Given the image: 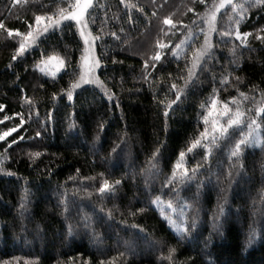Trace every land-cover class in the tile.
<instances>
[{
    "label": "trees",
    "instance_id": "obj_1",
    "mask_svg": "<svg viewBox=\"0 0 264 264\" xmlns=\"http://www.w3.org/2000/svg\"><path fill=\"white\" fill-rule=\"evenodd\" d=\"M74 2L0 0V105L4 106L0 109V133L15 128L0 141L5 169L0 172V260L8 259L10 264H83L84 260L109 264L110 259L114 264H172L165 259L171 246L177 249L175 261L193 256L194 264H264V215L258 211L253 216L251 207L255 200L257 209L264 208V150L259 145L245 148L248 179L232 189L223 175L228 160L219 142L206 161L202 145L187 152L204 130V117L213 99L218 110L228 104L233 111L237 107L253 109L260 101L264 90V40L260 39L264 38V5L249 7L250 0H234L231 5L242 6L243 11L230 4L224 7L213 22L211 55L201 59L189 80L193 57L209 32L204 15L217 0H93L86 20L95 39L100 84L73 88L69 101L67 93L79 78L83 51L74 24L64 22L42 32L16 61L12 56L20 37L14 39L8 32L15 36L16 32L34 31L36 15L55 18L61 10H71ZM165 18L173 24H164ZM237 30L250 34L244 43L236 39ZM224 32L233 34L221 39ZM189 34L191 38L175 55L173 49ZM157 51L162 52L159 61L153 60ZM51 54L64 61L63 70L56 75L36 68L39 60ZM224 77L228 79L222 84ZM174 84L183 89L182 99L166 118L167 104L176 100ZM49 113L53 120L48 119ZM222 122L226 124V120ZM70 124L74 125L71 129ZM37 131L41 137L35 136ZM240 131L247 132L246 124L234 130L233 143ZM259 137L264 142V130ZM114 144H123L118 159L110 155ZM157 148L163 149L158 154L159 171L149 163ZM181 151L186 152L184 164L189 170L198 162L203 167L190 187H181V196L190 202L200 179L212 183L193 206L200 217L194 238L178 243L161 209L150 202L159 197L179 211L176 186L162 190V185L179 162ZM29 152L41 155L32 162ZM151 162L157 161L153 158ZM218 162L223 167L218 169ZM209 169L218 174L209 176ZM69 176L75 179L68 180ZM103 179L110 184L120 179L121 184L115 193L101 195L97 189ZM25 189L29 202L21 215L20 198ZM221 189L227 192L229 203L223 226L216 233L212 217L218 197L225 194ZM62 198L67 199L69 211L60 205ZM141 208L143 213L129 215ZM193 210L186 215L190 217ZM110 211L111 218L107 216ZM85 214L90 217V227L81 219ZM133 224L144 232L132 229ZM250 224L257 230V239L248 245ZM210 233L211 243L200 255L202 242Z\"/></svg>",
    "mask_w": 264,
    "mask_h": 264
},
{
    "label": "snow or ice",
    "instance_id": "obj_2",
    "mask_svg": "<svg viewBox=\"0 0 264 264\" xmlns=\"http://www.w3.org/2000/svg\"><path fill=\"white\" fill-rule=\"evenodd\" d=\"M225 4L231 5V0H221V2L218 5H215V9L219 10L220 8H223ZM258 5H264V0H250L249 7H257ZM92 6V0H75L74 4L71 6V10L67 13V15H64L63 10H61V13L58 17L53 18L51 16L49 17H42L40 15L35 16V21L37 24L36 29L29 30L27 34L16 32L15 36H13L12 31L8 32L9 36H12L14 39L16 37H20V43L19 47L16 49V55L12 56V60L16 61L17 57L19 55L24 54L25 50L30 48L32 44L35 43L36 37L41 35L42 32H47L49 28L57 27L61 21L66 20H72L76 22V25L81 29L80 36L84 40L85 43V51L90 52L91 51V41L89 40V35L86 34L83 29H87L88 25L84 21L85 13L89 10V8ZM234 10L243 11L242 6L238 5H231ZM215 11H213L210 15V17L206 20V23L209 25V32L205 33V41L204 44L196 51L191 67H189L188 70V77L189 80L193 77L197 65L200 63L202 58H205L207 56L211 55L210 50L213 48V44L211 43V31L214 30L213 22L215 21ZM47 21L44 23V21ZM166 25H172L173 21L170 19L165 18L163 21ZM237 24L240 23V19H237ZM0 28H3V23L0 22ZM233 33L232 32H224L221 34V39L224 37H230ZM235 37L237 40H240L241 43H244L245 38L248 37L250 34L248 32L241 33L240 31H235ZM114 35V34H113ZM259 38V37H258ZM264 40V38H260ZM161 49L164 48V45H160ZM180 48V45H177L173 51H177ZM162 52L157 51L153 60L159 61L161 59ZM87 59V57H85ZM55 62V67L57 69H60L64 65V61L56 55H50L47 58V61L44 63H52ZM146 67L148 66V62H145ZM152 67H155V64L153 63L151 65ZM100 67V62L97 60H93L91 64L88 65V72L91 73L90 76L81 75L79 81L72 85V87L68 90L67 96L68 100L71 101L73 99V91L72 89H79L82 84H100V81L95 77V70ZM44 69L42 68L41 71ZM228 77H224V79L221 81V83H225L227 81ZM189 80H185V85H188ZM102 87V85H101ZM172 88L175 89V95L176 100L169 101L167 104L165 111L163 115L167 118L170 115V111L173 109V105L176 104L177 101L182 99L181 93L183 91L182 88H177V86L174 84L172 85ZM107 94V93H106ZM241 97L244 99H248L244 96L243 93L240 94ZM109 100H112V96H108ZM254 99V98H253ZM233 103H235V98H233ZM119 105H117L118 107ZM4 106L0 105V109H2ZM254 113V115H253ZM5 120L10 119L8 116L4 117ZM49 120H53L54 117L51 113L48 115ZM226 120V124L222 121ZM23 123V120L21 121ZM211 125L210 129L208 125ZM204 130L199 133V137L197 139L192 140L191 146L188 147L187 152L191 153L194 149H196L199 146H203L204 148V156L203 160H208L210 158V153L213 151L214 148L217 147L218 142L220 144V147H223L224 155L227 157L228 165L224 169V177L227 180L229 189H232L234 185H238L241 183V181H244L245 179H248L247 177V168L245 164V148L259 145L261 150H264V142L261 141L259 137V133L261 130H264V90L261 91V99L259 102H257V105L253 109H248L247 111H241L239 107L235 111L231 110L228 106V104H224L221 109H217V101L215 99L212 100V107L205 115L204 117ZM247 126V132L240 131V135L238 139H235L234 143L233 135L234 130H236L239 126L245 125ZM17 128L20 127V125L16 126ZM74 125L70 124L69 128H73ZM104 125H101V128H103ZM167 120L165 121V130H167ZM42 128L46 131V127L42 124ZM15 131V128H9L7 131L0 133V141H3L5 137L9 135V133ZM42 133L41 131H37L35 133L36 137H41ZM23 139V137H21ZM28 139H32L29 137ZM98 140L99 137H96ZM121 140L123 141L124 138L121 137ZM12 144H15L16 141L13 140L11 142ZM163 143V142H161ZM227 145V147H224ZM123 149V144H114V146L110 149V155L114 154L115 157L118 159L120 156V151ZM163 152L162 148H157L152 153V157L149 159L150 166L153 170L159 171L158 167V161H159V155ZM29 156V160L34 162L36 157H39L41 155L40 152H29L27 153ZM186 156L185 151H181L179 153V162H177L174 165V168L172 170V174L170 176L166 177L165 183L162 185V190L164 187L172 188L173 185H175V199L177 201V207L179 208V223H177L176 220H173L171 216L164 217V213L161 212V216L167 219L168 224L171 226V228L174 230L176 236L178 237V243L183 241H191L194 238L195 232L198 230L199 227V210L195 209L193 210V206L195 203H197L200 199V196L202 194V191L205 187H207L208 184L212 183L210 179L204 178L200 179V182L196 184V193L194 198L189 202L188 200H185L180 192L182 186L190 187L192 183L195 182L196 178L198 177V174L203 170L202 164L198 162L192 169H188L184 164V159ZM155 159L157 161L156 163H152V159ZM220 167H223L222 162H218V169ZM51 171V169H49ZM143 171V170H142ZM0 172H5L4 166H3V157L0 156ZM262 175H264V165L261 167ZM77 173H79V169H77ZM6 175H15L14 173L7 172ZM218 173H213L209 169V176L216 175ZM74 176H69L68 180H74ZM92 179V178H87ZM121 184V180L117 179L112 181L110 184L107 179H103L100 183L99 189L97 191L101 193V195H104L106 193H115L117 187ZM78 191V190H77ZM222 192L225 194L223 197H218L217 200V211L214 213L212 217V229L214 232L219 233L222 228V217H224L225 214V208L229 203L228 200V194L224 189H221ZM28 190L25 189L24 193L22 194L20 198V212L21 215H23L24 209L27 208L28 205ZM88 196H91V193H87ZM262 201H264V196H262ZM181 201H183L181 203ZM161 203V200L159 197L153 199L150 204L159 205ZM60 205L64 207L65 212L70 210L69 204L67 202L66 198H62L60 200ZM168 208H173V204L169 203ZM251 207L253 208L252 215L256 216L257 212L261 215H264V208L257 209L256 207V201L253 200ZM190 210V217L189 215H186V213H189ZM230 210V209H229ZM102 211V210H101ZM145 211L144 208L137 209L135 213H129V215L135 216L137 214L143 213ZM173 211H176V209H173ZM61 215H64V212L61 213ZM237 217L239 218V211L237 210L236 213ZM107 216L111 218L112 213L111 211L108 212ZM65 219H67V216H65ZM83 221H85L86 227H90V217L85 214L81 217ZM122 223H124L122 221ZM39 227V225H37ZM132 229H139L140 233L144 232L143 228H140L139 225L133 224L130 226ZM262 231H264V226H262ZM69 235L72 234L71 226H69ZM211 233L208 237L205 238V240L202 242L203 247L200 250V255H203L205 250L208 248L209 244L211 243ZM147 239V237H145ZM257 239V230L255 227H253L251 224L249 226V237L247 244H252ZM155 243H160L159 241ZM127 247V246H126ZM130 250V249H128ZM177 251L175 247H169L168 248V254L165 259H169L172 261V264H194V257L188 256L183 261H175L173 259V254ZM121 257H123V253L120 254ZM71 259V258H70ZM0 264H10V261L8 259L0 260ZM83 264H88L87 260L83 261ZM98 264H105V261L101 260L98 262ZM109 264H114V260L110 259Z\"/></svg>",
    "mask_w": 264,
    "mask_h": 264
},
{
    "label": "rangeland",
    "instance_id": "obj_3",
    "mask_svg": "<svg viewBox=\"0 0 264 264\" xmlns=\"http://www.w3.org/2000/svg\"><path fill=\"white\" fill-rule=\"evenodd\" d=\"M92 1H93V0H92ZM233 1H234V0H231V3H232ZM220 2H221V0H217V2L214 4V6L212 7V9L204 15V18H205L204 25H205V26H208V24L206 23V20L210 17V15H211V13H212L213 11H215V17L217 18L218 13H219L224 7H227V5H229V4H225L223 8H220L219 10H216V9H215V5H218ZM69 11H70V10H69ZM69 11L63 12L64 15H67V13H68ZM58 16H59V15H58ZM58 16H57V17H58ZM55 18H56V17H55ZM216 18H215V20H216ZM86 19H87V18H86V13H85V16H84V21H85V23H87V20H86ZM64 22H72V23L74 24V26H75V28H76L78 34H79L80 40H81V42H82V46H83L82 55H81V58H80V61H79L80 74H79V78H78V80H77V82H78L79 79H80V77H81V75H85L86 77L91 75V73L88 72V65L91 64V63L93 62V60H97V61H98V58H97V55H96V51H95V39H94L93 35L91 34V32H90V30H89V27H87V29H83V30L85 31L86 34H90V35H89V40L92 42V43H91V51H90V52H86V51H85L86 46H85L84 40H83L82 37L80 36V31H81V29L76 25V22H75V21H72V20H66V21H61V23H60L59 25H61V24L64 23ZM59 25H58V26H59ZM87 25H88V23H87ZM207 32H208V30H207ZM207 32H206V33H207ZM191 36H192V34H189L188 36H186L185 38H183V39L181 40V42L178 44V45H180V48H179L177 51L173 52L175 55H178L179 52L185 47V45L187 44V42L189 41V39L191 38ZM51 55H53V54H51ZM48 56H50V55H48ZM48 56H46V57L42 58L41 60H39V61L36 63V68H37L38 70H40V71H41V69L43 68L44 70L41 71V72H43V73H45V74H47V75H56V74L60 73V72L63 70L64 65H63L62 68L57 69V68L55 67V62H52V63H50V64H49V63H44L45 61H47ZM56 56H57V55H56ZM85 57H87V59H85ZM98 70H99V67L95 70V77H96L97 79H98ZM77 82H76V83H77ZM85 85H91V84H82L81 87H82V86H85ZM154 199H155V198H154ZM160 200H161V199H160ZM168 204H169V203L164 202L163 200H161V203H160L159 205H155V206L158 207L159 209H161L160 213L163 212V213H164V217L171 216V218H172L173 220H176L177 223H179L180 221H179V218L177 217L179 211H177V210H176V211H173V209H175L174 207H173V208H168V206H167ZM165 209H168V211H165ZM166 220H167V219H166ZM169 226H170V225H169ZM170 227H171V226H170Z\"/></svg>",
    "mask_w": 264,
    "mask_h": 264
}]
</instances>
